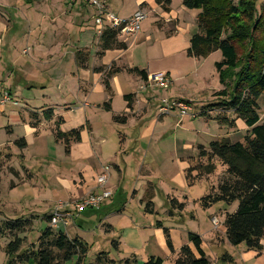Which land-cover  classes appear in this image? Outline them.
Segmentation results:
<instances>
[{"label": "rangeland", "instance_id": "rangeland-1", "mask_svg": "<svg viewBox=\"0 0 264 264\" xmlns=\"http://www.w3.org/2000/svg\"><path fill=\"white\" fill-rule=\"evenodd\" d=\"M44 1L0 0V10H3L2 12H9V15L16 14L20 17V20H16L17 22L14 23V20L12 21L13 27L11 28L14 30V26L17 23L24 34V38L21 37L19 45L25 46L23 44L26 41V37H31L30 39L34 37L36 42L47 44L49 48L58 47V43L53 46L48 44L54 39L50 35L49 29L50 24L53 23L51 19L55 16L56 8L61 9L62 5L56 6L49 0ZM78 1L82 2L80 6L82 12H84L86 6L91 10L89 13L86 10L87 13L85 15L87 17L84 19V23L89 26L92 24L94 9L88 2L76 0V2ZM108 3L110 8L120 18L129 17L137 10L135 9L137 8L135 0H108ZM170 8L178 14L180 19H171L166 22L158 18L153 12L152 14L154 15H148L140 23L139 33H142L143 37L139 41L140 44L133 47V56L139 64L143 66L150 64L154 70L162 68L171 72L175 71V73H172L173 84L171 82L172 85L170 87L163 89L158 98H166L167 100L181 98L179 100L185 102L188 100L190 102L188 104L192 109L191 113H194L195 116L192 117L191 114L181 116L177 110L162 114L165 117L161 123L163 132L161 135L156 133L153 137L154 141L148 152L145 164L143 163L144 150L141 146L131 149L125 171L126 175L123 177L121 185L119 188L117 187L118 189H110L108 187L111 190V196L106 201L111 200L112 203L100 210L99 208L102 204L96 209H87L78 217H75L74 221L68 220L66 226L62 224L53 226L54 230H61L70 238L78 237L85 243L87 252L81 264H94L96 255L100 251L109 252V257L113 259L126 256L125 253H128L126 247V245H129L128 242H138L137 233L139 234L140 231L141 234L148 233L152 230L158 231L152 236L151 240L148 237L144 247L138 249V262L141 264L145 261L147 258L144 257L145 250L151 249L154 254L164 260L163 264H173L175 255L169 254L167 259H165V252H167L163 247V245L166 246L165 236L162 228L157 226L158 222L168 228V230L169 228L176 229L169 230V235L170 233L172 234L175 243H178L177 232L180 231L193 232L200 235L204 251L210 257L209 254L213 250L210 248L212 244L211 236L216 229L221 228L226 213H232L236 208V203L227 206L219 202L208 208H203L199 203L201 197L210 193L212 187H216L217 174L221 173L223 168L219 164L216 173L204 175L191 184H187L184 181L185 169L189 166L197 165L199 160H201L199 158V145L207 146L209 142L220 140L223 137H227L231 142L242 141L247 128L238 119L234 120L233 124L230 125L221 123L216 119L217 116L221 117L219 115H225L230 118L233 115L231 113L228 114L219 110L222 112L220 114L218 109L209 110L210 104L222 99V97L216 95L222 85L219 83L214 67V62L221 59V54L219 51H215L205 58L188 57L186 55V47L182 45V38H186V35L181 36L180 34L174 39L164 38L163 34L168 36L182 32L180 29L176 30V23L181 25L182 28L195 30L197 13L193 12L191 14V11L197 10L185 8L181 0H172ZM132 11L133 13H131ZM158 12L160 13L161 11ZM184 12L189 13L185 15V20V17H183ZM129 13L131 14L129 15ZM150 19L152 22L153 19L157 20L153 24H149ZM89 34L94 35L91 31ZM65 38H67L65 43L66 50L78 46L75 32ZM127 38V43H132V35ZM188 40L189 37L187 42ZM94 43H91L92 50L95 49ZM84 44L89 43L85 42ZM168 48L176 50L167 52ZM26 51L27 49L24 50V52ZM57 56L56 54L55 57ZM48 61V59H38L36 64L43 66ZM15 94L16 99L12 97V100H15L17 104L13 101L9 102L12 105L4 104L3 106L8 111V114L6 116L0 113V211L9 218H31V216H37L34 217L35 220L32 221L30 229L19 235L23 240L22 248H26L36 244L40 234L49 226V222L44 217L49 208L56 207L59 202L68 203L79 197L77 192L66 189L59 177H68L70 170L74 179L78 180L79 176L76 173V166H73L70 161L68 162L71 167L66 165L67 161L60 164V162H63L62 160H55L57 155L63 154L64 147L56 146L51 142L50 146L48 145L47 147L49 157V159L45 160L48 161L47 163L43 162L44 157L39 156L36 158L32 156V153H35L34 150L29 153L24 151L25 159H22L21 151L17 153L18 149L12 151V156L7 145L11 147L9 141L13 138V135L7 133L6 126L9 123L12 128L15 127V123L19 119L18 110L20 106H25L24 100L28 98L25 94L17 92ZM160 104L161 102L158 100L157 114H161L158 109ZM202 113H205L206 116L202 115ZM258 113L260 121H264V98L258 101ZM136 132L137 128L129 130L132 135H136ZM132 135L130 138H132ZM148 140L139 142L144 146L149 142ZM14 147L17 146L14 145ZM26 160V164L31 169V177H25L23 179L26 181L21 182L22 179H19L20 176H18L16 171H20L22 164ZM113 162L119 166L123 165L118 159ZM56 165L60 167L59 170H57ZM142 166L143 170L140 172ZM86 172L89 184L92 185L94 182L96 184V177L89 171ZM21 175L24 177V171H22ZM142 181H144V185ZM146 181L153 182L156 185L155 190L159 192L162 198V203L157 201V204L154 205L155 213L153 214L144 210L145 202L148 198ZM113 182L117 184V179H114ZM134 190L136 192L133 193ZM171 192L175 196L180 197V200L184 199V210L178 211L175 208H171L169 201L163 196V193ZM165 201L168 202L167 205L166 203L163 205ZM37 208L45 211L40 212ZM169 211L173 212V217H171L172 215L169 216V213H171ZM105 224L112 226L110 232L106 231L107 226ZM131 231L135 232V234H129ZM112 240H119L123 245L124 243L127 244L121 246V251L117 252L111 246ZM5 242L6 240L0 239V264H5L7 260L3 250ZM134 242L132 243L135 244ZM227 247L231 250L235 246L228 245ZM166 249L168 250L167 247ZM74 262L75 260L70 262V264H74ZM221 263L222 261L220 260L218 264Z\"/></svg>", "mask_w": 264, "mask_h": 264}, {"label": "crops", "instance_id": "crops-1", "mask_svg": "<svg viewBox=\"0 0 264 264\" xmlns=\"http://www.w3.org/2000/svg\"><path fill=\"white\" fill-rule=\"evenodd\" d=\"M49 1L56 6L62 5L61 9L56 8L55 16L51 19L53 23L50 24L49 29V33L54 39L48 42V44L53 46L58 43V47L54 48H49L47 44L44 45L40 42H36L34 37H32V39H30L31 37H26V41L23 44L25 46L19 45L21 37L24 38V34L21 32L17 23L14 26V30L11 28L13 27L12 21L14 20L15 23L17 22L16 20H20V17L16 14L9 15V12H2L3 10H0V91H7L11 99L12 97L16 99L15 92L25 94L28 97L24 100L25 106H20L18 110L19 119L15 123V127L12 128L9 123L6 126L7 133L13 135V138L9 141L11 147L7 145V148H9L11 154L13 150L18 149L17 153L21 151L20 155L22 159L26 157L24 151L29 153L31 150H34L36 154L32 153V156L36 158L39 156L44 157L45 159L43 162L47 163L48 161L45 160L49 159L47 147L48 145L50 146V142L56 146L64 147L61 142H56L54 140L52 133L56 117L60 116L63 119L62 123L59 125L61 131H67L79 126L82 127L80 140L70 145L69 152L65 153L63 151V154H56L57 158L55 160L59 159V161H63L60 162V164L67 161L66 165L71 167L68 162L70 161L73 166H76V173L79 176L78 180L74 179L72 171L70 170L68 177H59V180L66 189L77 192L78 198L90 191H98L99 187L95 182L92 185L89 184L86 171H89V173L96 177V175L101 173L104 169H107L109 174L106 187L110 189L119 188L123 177L126 175L125 171L129 162L128 159L131 154V149H136L139 145L141 146L144 150L143 163L145 164L148 152L154 141L153 137L156 133L157 135H161L163 132L161 123L165 118L162 114L156 113L159 100L158 95L163 89L159 87H145L142 89L141 87L145 80L136 74L127 72V69L137 67L139 69H144L147 74L158 71L167 72L172 84L174 80L172 73H175V71L171 72L170 70H164L162 68L154 70L151 68L150 64L143 66L137 62L136 58L133 56L132 49L140 44L139 41L143 37L142 33L140 34L139 32L132 36V43H127L128 40L125 41L127 44L125 50L112 49L98 53L99 36L96 33V26L93 20L92 24L89 26L87 23H84V19L87 17L85 14L87 12L89 13L91 10L85 5V10L82 12V8L80 7L82 2H76V0ZM135 1L137 7L135 9H143L146 11L147 17L148 15H154L152 14L153 12L158 18L166 22L171 19L179 18L178 14L175 13L172 8H170L168 12L162 11V9L155 4L154 0ZM44 2H46V0ZM105 3L115 14L109 6L108 0H106ZM141 3L145 4L142 8L139 7ZM133 11L131 13H133ZM158 11L161 12L159 13ZM193 12L197 13L198 11H191V14ZM131 13H129V15ZM187 14L189 13L184 12V20ZM155 20L157 19H153L152 22L150 19L149 24H153L156 22ZM175 28L176 30L180 29L182 32L168 36L163 34L164 38L174 39V37H178L180 34L181 36L186 35V38H182V45L187 48V39L192 29L182 28L181 25L177 23ZM90 31L94 35H90ZM73 32L77 35L76 43L78 46L66 50L65 43L67 38L65 37H69ZM19 34L21 35L18 36ZM85 42L89 44H84ZM92 42L94 43V50H92ZM26 49L27 51L24 52ZM173 49L174 48H168L167 52H174L176 50ZM77 52H81L83 56L86 55L85 67H80L77 63ZM56 54L58 55L57 57H55ZM38 59H48L49 61L41 66L36 64ZM104 79L107 80L112 92L109 101L110 110H106L102 107V104L108 101L109 98L108 92L105 89ZM125 95L128 96L127 100L124 97ZM12 101L14 103L16 102L15 100ZM9 104L12 105V103L6 105ZM50 107L54 111V117L50 121H45L42 119L40 111L41 109ZM0 113L7 116L8 111L2 106L0 107ZM33 113H35L37 117L36 127H32L30 124V122L34 121V119H32ZM116 114H124L126 116L125 123L114 122L113 115ZM131 128H137L136 135L129 133ZM131 135L132 138H130ZM19 138H23L26 142V147L23 149L14 147L13 142ZM146 139H149V142L144 146L141 145L140 142ZM117 159L123 165L119 166L113 162ZM26 162L27 160L24 163L22 162V168L20 171H16L18 176H20L19 179H22L21 182L26 181L23 178L31 177V169ZM56 168L57 170L60 169L57 165ZM142 170L143 166L140 168V172ZM22 171H24V177L21 175ZM114 179H117V184H114ZM146 182V189L150 194V200L153 205L157 204V201L162 203L159 192L155 190L156 185H154L153 182ZM142 184L144 185V181H142ZM134 192H136V190H134L133 193ZM163 196L167 198V201H169V198H174L178 204L183 203L184 206L182 210L185 209L184 199L180 200V197L175 196L173 192L163 193ZM167 201L163 202V205H165V203L167 205ZM111 203V200L105 201L102 203L99 210ZM52 209L53 208H49L47 214H49ZM38 210L40 212L45 211L41 209ZM172 214L173 212L169 213V216ZM171 217H173V215ZM221 225V228L216 229L211 236L212 244L210 248L213 249L211 254H209L211 258L208 257L202 246L204 253L210 260V264H218L220 260L222 261L221 264H264V238L261 240L262 249L260 252L249 250L243 244L236 245L233 249L229 250L227 246L230 244L226 239L223 223ZM172 229L173 228H169L170 231ZM157 231L158 230H152L142 234L140 231V238L137 233L138 242L132 241L135 244L128 242L129 245L124 243L128 249V253H125L126 256L133 253L137 257L138 249L144 247L148 237L151 240L152 236H154ZM151 233L153 234L151 235ZM129 234H135V232L131 231ZM170 238L173 245V252L169 249L167 250V246L163 245L167 251L165 252V259H167L169 254L175 255L182 245H190L187 240V232H177L178 243L174 242L171 233ZM124 245L120 242V247ZM223 254L228 255L230 260H222L221 256ZM151 255L157 256L151 249L145 250V258ZM163 263L164 260L162 264Z\"/></svg>", "mask_w": 264, "mask_h": 264}, {"label": "trees", "instance_id": "trees-1", "mask_svg": "<svg viewBox=\"0 0 264 264\" xmlns=\"http://www.w3.org/2000/svg\"><path fill=\"white\" fill-rule=\"evenodd\" d=\"M172 0H154L155 4L164 12L170 10ZM187 9L197 10L195 30L189 35L186 55L188 57L205 58L209 54L219 51L221 59L214 62L222 88L216 95L221 100L210 104L209 110L218 109L227 112L216 117L225 124H233L238 119L247 128L242 141L231 142L227 137L214 140L207 146L199 145V160L195 166L185 169L184 178L187 184L204 175L216 173L218 164L222 172L217 174L216 187L210 193L199 199L203 208L215 203L227 206L236 203L232 213H226L223 226L225 236L230 245L243 244L247 249L260 252L261 240L264 238V121H260L258 101L264 98V0H181ZM145 4L141 3L139 7ZM99 52L118 49L125 50L127 44L118 38L116 29L105 28L98 37ZM76 60L80 67H85L86 55L76 53ZM127 72L147 79V72L137 67L127 69ZM108 92V101L102 104L110 110L109 101L112 96L109 84L104 79ZM127 100L128 96H124ZM187 103H190L187 101ZM215 108H213V107ZM42 119L50 121L54 117L53 109H41ZM222 114L221 111H219ZM205 115V113H202ZM206 116V115H205ZM32 127L37 126V117L32 114ZM63 119L58 116L52 130L54 140L61 142L64 152L68 153L70 145L80 140L82 127L61 131L59 125ZM113 121L125 123L126 116L113 115ZM19 149L26 147L23 138L13 142ZM195 173V174H193ZM145 202L144 210L155 213L150 194ZM171 208L183 209V203H177L169 198ZM171 212V211H169ZM37 217V216H34ZM31 218H9L0 211V239L6 240L3 250L7 257L5 264H81L87 252L84 242L78 237L70 238L61 230H54L49 224L37 239L36 244L22 248L20 233L30 229ZM49 222L50 213L44 216ZM107 226L110 232L112 226ZM167 248L173 252V245L169 230L162 227ZM188 244L182 245L175 254L173 264H210L209 258L202 249V238L193 232L187 233ZM113 250L120 252V241L112 240ZM222 260H230L226 254ZM158 256H148L141 264H162ZM94 264H140L135 254L113 259L109 252L97 253Z\"/></svg>", "mask_w": 264, "mask_h": 264}, {"label": "built area", "instance_id": "built-area-1", "mask_svg": "<svg viewBox=\"0 0 264 264\" xmlns=\"http://www.w3.org/2000/svg\"><path fill=\"white\" fill-rule=\"evenodd\" d=\"M84 1L88 2L94 9L93 23L96 26L98 36L105 28H111L118 31L119 39L126 41L128 36L136 35L139 32L140 23L147 18L146 12L140 8L129 17L120 18L109 10L105 3L106 0ZM171 82L167 72L158 71L147 74V79L141 88L159 87L166 89L171 85ZM11 101L12 99L7 91H0V106ZM159 101L161 104L158 106V109L161 114L177 110L181 116L188 114H191L192 117L195 116L194 113H191V106L183 100L160 98ZM108 175L107 169L96 175V185L99 187L98 191H90L83 197L68 203L59 202L50 212L49 224L51 226H56L57 224L66 226L68 220L74 221V218L78 217L85 210L98 208L111 196V190L105 187Z\"/></svg>", "mask_w": 264, "mask_h": 264}]
</instances>
